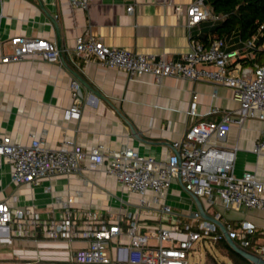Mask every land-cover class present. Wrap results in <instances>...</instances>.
Wrapping results in <instances>:
<instances>
[{
    "label": "crops",
    "instance_id": "1",
    "mask_svg": "<svg viewBox=\"0 0 264 264\" xmlns=\"http://www.w3.org/2000/svg\"><path fill=\"white\" fill-rule=\"evenodd\" d=\"M192 1L91 0L89 7L82 9L72 6L70 0H0V41L24 35L45 38L57 45L61 42L68 66L104 94L103 98L94 96L82 86L83 94L78 91L76 98L72 88L76 76L61 57L49 63L35 54L22 61L0 63L1 133L25 144L35 135L43 138L50 148L67 141L81 145L84 150L98 144L111 149L129 145L142 154L167 159L175 150L173 142L182 139L192 123L219 120L224 111L236 114L240 102L234 99L228 86L170 75L158 83L151 73L131 78L120 67L83 59L75 53L76 37L88 31L107 46H121L157 58L164 53L168 58L181 60L190 46L186 10ZM129 5H135L132 13L128 11ZM211 25L212 21L204 20L191 33L199 36ZM239 46L241 41L235 34L228 39L226 49ZM6 48L10 50L11 45L8 43ZM73 104L81 109V116L67 119L65 111ZM194 104L196 114H191ZM214 106L221 111L211 113ZM127 119L143 138L133 135ZM261 131L262 121L256 117L247 118L242 126L233 123L225 144L238 147L237 175L251 170L264 181V153L253 152ZM88 163L83 161L82 168L72 174L56 173L32 185L13 182V164L4 158L0 166V201L7 200L14 207L34 206L42 216H56L63 209L61 200L73 195L74 207L97 209L124 220L129 212L140 210L139 223L148 232L160 224L170 227L174 218L193 220L192 214L198 211L179 176L174 177L167 198L173 207V213L168 214L158 204L153 208L139 206L140 195L125 189L115 176L100 168L87 169ZM153 195L150 192L148 197ZM201 199L206 212L220 214L223 223L233 225L246 219L258 229L264 227V210L226 207L220 200L212 205L206 197ZM7 235H11V227H0V262L41 256L45 262L71 264L72 250L87 244L80 240L73 245L65 240H20L12 235L2 239ZM259 240L264 241V237ZM208 244L199 243L192 259L197 260ZM213 249L212 253L218 255L214 246Z\"/></svg>",
    "mask_w": 264,
    "mask_h": 264
},
{
    "label": "built area",
    "instance_id": "2",
    "mask_svg": "<svg viewBox=\"0 0 264 264\" xmlns=\"http://www.w3.org/2000/svg\"><path fill=\"white\" fill-rule=\"evenodd\" d=\"M70 2L72 6L86 9L91 0ZM134 8L135 5H129L128 11L132 13ZM186 14L191 40L181 60L168 58L164 53L157 58L154 54L121 46H107L88 31L76 37L75 53L83 59L120 67L131 78L151 73L158 83L170 75L228 86L234 99L240 102L236 114L224 111L219 120L192 123L183 138L173 142L175 150L167 159L142 154L129 145L111 149L98 144L84 150L81 145L67 141L50 148L43 138L35 135L29 144H25L0 131V166L4 158L12 162L13 182L38 185L42 179L56 173L72 174L80 170L82 162L87 160V169L100 168L115 176L125 189L140 195L139 206L144 208L158 204L165 213H173L167 198L174 177L179 176L189 193L206 197L212 205L220 200L226 207L264 210V181L251 170L237 175L238 147L225 144L233 123L242 126L247 118L256 117L262 121V136L255 143L253 152L264 153V61H256L250 67L240 61L242 58L253 59L258 50L264 48V43L258 46L255 38L240 40L241 46L229 50L226 49V38H214L206 43L191 30L204 20L217 18L209 4L206 0H193ZM8 43L10 50L6 48ZM35 54L49 63L60 60L57 43L45 38L17 35L0 41V63L22 61ZM79 85L75 77L72 88L76 98ZM220 111L214 106L210 112ZM189 112L196 114L195 104ZM80 116L81 109L76 104L65 111L67 119ZM150 192L154 193L152 197H148ZM75 202L76 196H69L61 200L63 209L56 216H42L34 206L14 207L7 200L0 201V227L10 226L11 235L20 240H65L71 245L76 240L86 242L72 250L71 264H191L199 243L208 244L225 238L220 227L202 218L198 211H194L193 220L186 222L174 218L170 227L160 224L148 232L139 223L140 210L129 212L124 220L97 209L74 207ZM215 216L220 219V214ZM224 224L229 236L241 247H251V252L264 257V241L259 240L264 237V227L258 229L254 222L246 219L235 225ZM11 235L2 239H9ZM0 264L68 263L45 262L37 256L34 260Z\"/></svg>",
    "mask_w": 264,
    "mask_h": 264
},
{
    "label": "trees",
    "instance_id": "3",
    "mask_svg": "<svg viewBox=\"0 0 264 264\" xmlns=\"http://www.w3.org/2000/svg\"><path fill=\"white\" fill-rule=\"evenodd\" d=\"M206 2L217 17L215 20L210 19L211 27L199 35L206 43L219 37L229 39L235 34L240 40L255 38L258 46L264 43V0H206ZM240 61L244 66L246 64L253 66L256 61L263 62L264 48L259 49L253 59L242 58ZM210 243L219 254L228 257L230 264H254L245 256L237 253L226 237ZM247 249L250 251L251 247ZM207 254L205 264H228L220 260L217 254L210 251Z\"/></svg>",
    "mask_w": 264,
    "mask_h": 264
},
{
    "label": "water",
    "instance_id": "4",
    "mask_svg": "<svg viewBox=\"0 0 264 264\" xmlns=\"http://www.w3.org/2000/svg\"><path fill=\"white\" fill-rule=\"evenodd\" d=\"M56 27L58 28V25L57 24H56ZM58 32H59V28H58ZM58 48H59V52H60V54H59L60 57L63 59V61L66 64V66L68 68H70V70L72 71V73L75 74L76 78L80 82V85H79V88H78L79 94L80 95L83 94V92H82V86H84L85 88L87 87L89 90H91L92 91V94L94 96L102 97L103 98L104 97V94H102L101 91H99L98 89H96L95 87H93L91 85V83L81 75V73H79L78 71H76L74 68H71L70 66H68V64L66 62V60H67L68 57H67L66 53L63 51V46H62L61 42H59ZM127 122H129V125L131 127V131H132L133 135L136 138H138V137L139 138H143L141 136L140 132L135 128V126L133 125V123L130 122L128 119H127ZM190 194H191V196L193 197L195 203L198 206V212L201 215V217L204 218L205 220H209V221H212V222L216 223L220 227L221 231L223 232L224 237H226V239L228 240V242L230 243V245L232 246V248L237 253L245 256L246 258H248L254 264H264V257H262L261 255H257L255 253L249 251L247 248H245L243 246L241 247L232 237L229 236L228 230L226 228V225L223 223V221L220 220L215 215H213V214H211L209 212H206V210L204 208V205L202 204L201 197L197 196L196 194H194L192 192H190ZM192 216H194V215L192 214Z\"/></svg>",
    "mask_w": 264,
    "mask_h": 264
},
{
    "label": "rangeland",
    "instance_id": "5",
    "mask_svg": "<svg viewBox=\"0 0 264 264\" xmlns=\"http://www.w3.org/2000/svg\"><path fill=\"white\" fill-rule=\"evenodd\" d=\"M207 249L208 250H210L211 252H213V245H210V244H208V246H207ZM207 249L206 248H203L202 250H201V254L199 253L198 254V257L199 258H197V260L195 259L194 260V258L191 260V264H197V262H198V264H205V260H206V258H207ZM218 256V258L220 259V260H224V261H226L228 264H230V260L228 259V257L227 256H223V255H217Z\"/></svg>",
    "mask_w": 264,
    "mask_h": 264
}]
</instances>
